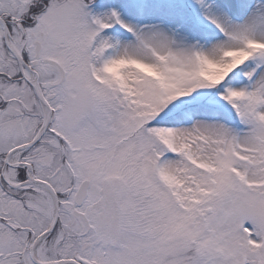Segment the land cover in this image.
<instances>
[{
  "label": "snow or ice",
  "instance_id": "1",
  "mask_svg": "<svg viewBox=\"0 0 264 264\" xmlns=\"http://www.w3.org/2000/svg\"><path fill=\"white\" fill-rule=\"evenodd\" d=\"M0 264H264V0H0Z\"/></svg>",
  "mask_w": 264,
  "mask_h": 264
}]
</instances>
